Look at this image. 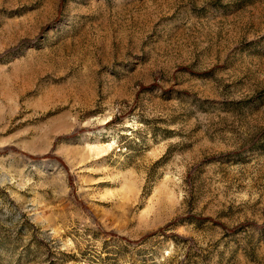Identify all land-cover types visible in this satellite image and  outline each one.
Wrapping results in <instances>:
<instances>
[{
  "label": "rangeland",
  "instance_id": "1",
  "mask_svg": "<svg viewBox=\"0 0 264 264\" xmlns=\"http://www.w3.org/2000/svg\"><path fill=\"white\" fill-rule=\"evenodd\" d=\"M0 264H264V0H0Z\"/></svg>",
  "mask_w": 264,
  "mask_h": 264
}]
</instances>
